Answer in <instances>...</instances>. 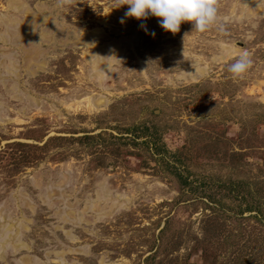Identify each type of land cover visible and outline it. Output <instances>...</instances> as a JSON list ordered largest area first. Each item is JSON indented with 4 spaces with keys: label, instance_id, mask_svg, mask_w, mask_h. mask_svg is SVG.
<instances>
[{
    "label": "rangeland",
    "instance_id": "obj_1",
    "mask_svg": "<svg viewBox=\"0 0 264 264\" xmlns=\"http://www.w3.org/2000/svg\"><path fill=\"white\" fill-rule=\"evenodd\" d=\"M9 1L0 264H264V0H217L225 33L175 34L118 0Z\"/></svg>",
    "mask_w": 264,
    "mask_h": 264
},
{
    "label": "clouds",
    "instance_id": "obj_2",
    "mask_svg": "<svg viewBox=\"0 0 264 264\" xmlns=\"http://www.w3.org/2000/svg\"><path fill=\"white\" fill-rule=\"evenodd\" d=\"M61 6L71 4L72 0H57ZM119 6L128 5L125 17L138 20L147 19L149 15L162 18L158 22L165 31L173 34L179 32L182 22H193V30L203 33L213 26L225 33V24L219 22L217 0H118ZM124 23V18H121ZM146 32V26L140 25ZM153 37L155 32L150 33ZM251 53L242 52L228 67L233 78H242L252 66Z\"/></svg>",
    "mask_w": 264,
    "mask_h": 264
},
{
    "label": "bare ground",
    "instance_id": "obj_3",
    "mask_svg": "<svg viewBox=\"0 0 264 264\" xmlns=\"http://www.w3.org/2000/svg\"><path fill=\"white\" fill-rule=\"evenodd\" d=\"M10 2V4L13 6V7H16V8H20V7H23L24 8V10L26 11L27 10V7H26V5L22 2V1H20V0H10L9 1ZM32 15V14H31ZM27 17V16H26ZM5 18V17H4ZM8 20H10L8 17H6L5 19H4V21H8ZM28 20H31V19H28ZM11 21H12V19H11ZM15 22V21H14ZM24 24V23H23ZM29 24V23H28ZM28 26V25H27ZM34 26V25H33ZM26 27V26H25ZM26 29V28H25ZM98 32V31H97ZM20 34V33H19ZM43 34H45V33H43ZM80 40V39H79ZM120 45V44H119ZM114 47H115V49L113 50V51H111V52H109L110 53V55L111 56H114V55H116V54H118L119 53V49H118V46H117V43H115V45H114ZM98 49H100V48H98ZM104 49V48H103ZM109 51V50H108ZM97 51H95V53H96ZM94 53V55L92 56L93 57V59L91 60V62H92V66H93V68L97 71V73L98 74H101V71L105 68V66H107V64L104 62V61H101L102 59H101V57L99 56V55H96ZM100 67H102V68H100ZM100 100H98V102H99ZM71 214V213H70ZM4 232H5V230H4ZM3 242H0V246L1 247H3V244H2Z\"/></svg>",
    "mask_w": 264,
    "mask_h": 264
},
{
    "label": "trees",
    "instance_id": "obj_4",
    "mask_svg": "<svg viewBox=\"0 0 264 264\" xmlns=\"http://www.w3.org/2000/svg\"><path fill=\"white\" fill-rule=\"evenodd\" d=\"M135 127H136V129L138 130V132L137 133H146V134H153V135H151L152 136V138H153V136H154V131H156V129L155 128H153V130L152 131H148V126L147 125H135ZM135 129V130H136ZM148 132V133H147ZM83 136H85V135H83ZM87 136H90V135H87ZM14 144H15V147H17V146H20L21 144H25V143H22V142H19V141H14ZM154 147H156L155 145H154ZM156 149V151H159L158 150V148H155ZM179 176H181V175H179ZM214 225V224H213ZM225 236V235H224ZM199 242H201V241H205V240H198ZM209 241H207V242H205V244L207 245V244H209L208 243ZM203 244H204V242H203ZM211 244V243H210ZM223 245V243L221 244V246ZM209 246H214V244H211V245H209ZM206 248H207V246H206ZM213 250V249H212ZM202 254V256L203 257H205L206 255H205V252H202L201 253ZM211 255H213V252H212V254ZM152 256H153V254H152ZM151 257V256H150ZM149 256H148V259L150 258ZM232 258H233V256H232ZM236 262H238L239 264H244V262H243V260H235ZM231 263H233V260H232V262Z\"/></svg>",
    "mask_w": 264,
    "mask_h": 264
}]
</instances>
